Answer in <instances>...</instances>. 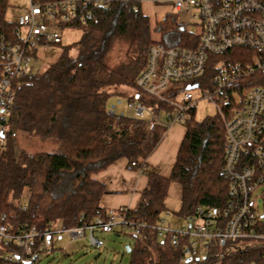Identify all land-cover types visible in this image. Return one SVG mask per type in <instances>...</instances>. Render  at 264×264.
Returning <instances> with one entry per match:
<instances>
[{
	"label": "trees",
	"instance_id": "1",
	"mask_svg": "<svg viewBox=\"0 0 264 264\" xmlns=\"http://www.w3.org/2000/svg\"><path fill=\"white\" fill-rule=\"evenodd\" d=\"M8 7L9 0H0V36L7 39L14 29V23L5 19ZM78 8L76 19L63 29H80L79 40L71 45L61 43L56 60L42 71L32 70L17 80L12 114L2 123L5 131L4 144L0 146V225L14 230L34 228L42 233L56 224L72 228L97 216L105 218L108 212L100 201L107 190L93 175L124 159L127 168L140 170L146 178L135 208L109 212L128 224L144 225L132 230L128 264H264V247L223 254L214 246L202 258L184 257L188 237L175 241L169 234L157 237L156 227L167 213L165 199L171 183L180 189V208L172 214L184 220L197 217L200 209L223 213L230 202L237 200L229 195V181L222 175L224 127L217 113L196 121L191 111L181 123L184 135L168 177L159 175L146 163L167 129L157 117L172 112L168 102L174 101L185 85L174 83L164 91L162 97L167 102L139 90L135 80L144 68L147 50L152 43L195 48L200 35L178 24L173 13L151 27L137 0H114L106 7L79 3ZM112 51L119 54L114 64L109 62ZM251 55L235 48L210 56L198 83L203 89H211L210 81L218 64L246 63ZM254 86L264 89V72L242 77L231 87L243 95ZM112 97L138 102L153 117L148 121L117 119L107 113ZM223 108L231 109L227 105ZM21 138L27 139V147L20 145ZM48 141L56 144L51 152L28 148ZM240 164L255 168L248 186L251 193L262 183L259 179L263 168L250 156H242ZM252 231L264 236V214L258 216ZM4 253L0 249V264H7Z\"/></svg>",
	"mask_w": 264,
	"mask_h": 264
},
{
	"label": "built area",
	"instance_id": "2",
	"mask_svg": "<svg viewBox=\"0 0 264 264\" xmlns=\"http://www.w3.org/2000/svg\"><path fill=\"white\" fill-rule=\"evenodd\" d=\"M112 1L25 0L26 5L19 9L13 22L12 36L9 39L0 36V146L4 144L2 133L5 126L2 123L12 114L11 107L19 87L18 78L32 71V64L40 55L46 58L54 48L59 47L63 26L76 19L79 3L106 7ZM148 1L154 4L169 3L178 24L186 26L188 21H196L200 38L195 48L165 47L152 43L135 85L148 95L166 101L162 97L164 91L174 83L185 84L178 91L176 99L168 102L172 107V112L167 115L169 124L188 119L198 100L209 101L215 106L224 127L222 175L229 181V195L237 199L230 202L223 213L200 209L197 217L185 219V226L179 231L162 226V220L156 227L157 237L169 234L174 241L178 237H188L184 257H195L200 250L207 253L214 246L223 249L228 244L247 240L257 241L249 248L264 247V236L252 231L258 215L253 210L248 186L255 168L240 164L242 156L253 158L256 165L263 168L259 179L263 182L264 89L254 86L240 95L231 87L242 77L264 72V0ZM235 48L252 53L248 62L225 61L218 64L217 72L210 81L211 89L202 88L200 97L195 98L192 90L200 86L198 79L204 75L209 57ZM224 105L231 109L225 111ZM122 106L136 114L145 110L138 102L116 97L114 102H108L107 113L117 119L124 118ZM131 165L135 166V163ZM136 226L114 213H108L105 218L97 216L88 223L83 222L72 228H62L56 224L42 233L34 228L20 227L14 230L8 225H0V249L5 250L3 260L7 264H34L43 254L51 251L54 235L66 234L70 241L86 237L89 246L100 249L104 246L102 234L111 233L115 227L132 231ZM196 241H200V244Z\"/></svg>",
	"mask_w": 264,
	"mask_h": 264
},
{
	"label": "rangeland",
	"instance_id": "3",
	"mask_svg": "<svg viewBox=\"0 0 264 264\" xmlns=\"http://www.w3.org/2000/svg\"><path fill=\"white\" fill-rule=\"evenodd\" d=\"M26 5L25 0H9V7L5 14V19L9 22H15L19 9ZM139 7L143 15L148 18L151 27L156 22H160L163 18L170 13H174V9L169 3H152L148 0H141ZM186 30L191 33H199L200 29L196 21L190 20L185 26ZM81 36L80 29H64L62 31V46L71 45L76 43ZM152 38L157 40V35L153 34ZM61 53V48L56 47L45 58L43 55L39 56V59L33 62V72L42 71L46 65L56 60ZM119 54L117 51H112L109 55L110 64L118 62ZM128 93H133L130 89H123ZM202 92V86L192 90L195 98L200 97ZM116 97H112L109 102H114ZM121 111L126 117H133L139 120L148 121L152 118V115L144 110L141 114H136L133 110L124 106L121 107ZM216 114L215 106L206 100H198L195 110L194 119L196 121H202L208 116H214ZM167 117V116H166ZM166 117L164 114H159L157 120L163 124H166V133L169 131ZM175 126L182 129L181 123H176ZM19 139V138H18ZM20 145L27 147V139L21 138ZM29 149L33 152L45 151L51 152L56 148V144L52 141L48 142H36L28 145ZM251 202L255 213L258 216L264 214V181L257 185L251 192ZM168 212L163 215L162 226L169 227L171 231H179L185 226V220L172 214V212H178L180 208V202L173 199L167 200ZM132 231L128 228L121 229L115 227L109 234H102L101 238L104 242V246L100 249H95L87 244L86 237L77 241H70L66 234H57L52 237L51 251L43 254L34 264H128L130 260V254L127 251V247L132 246V238L130 235ZM200 244V241H196ZM257 244V241L247 240L245 242H236L228 244L221 250L223 254H229L231 252L241 251L249 248L252 245ZM206 252L199 251L198 257H204Z\"/></svg>",
	"mask_w": 264,
	"mask_h": 264
},
{
	"label": "crops",
	"instance_id": "4",
	"mask_svg": "<svg viewBox=\"0 0 264 264\" xmlns=\"http://www.w3.org/2000/svg\"><path fill=\"white\" fill-rule=\"evenodd\" d=\"M175 124L168 125L169 131L165 132L158 146L146 160V163L163 177L169 176L184 135L183 126L180 129ZM126 164L124 159H120L105 170L93 175V178L101 182L107 190V193L102 196L100 204L108 213L124 208H135L140 198V192L146 185V178L138 171L127 168ZM168 199L179 202L180 189L175 183H171L169 186L165 199L166 208Z\"/></svg>",
	"mask_w": 264,
	"mask_h": 264
},
{
	"label": "water",
	"instance_id": "5",
	"mask_svg": "<svg viewBox=\"0 0 264 264\" xmlns=\"http://www.w3.org/2000/svg\"><path fill=\"white\" fill-rule=\"evenodd\" d=\"M190 87H188L187 89H189ZM127 251L129 252V247H127ZM24 264H29V262H25Z\"/></svg>",
	"mask_w": 264,
	"mask_h": 264
}]
</instances>
